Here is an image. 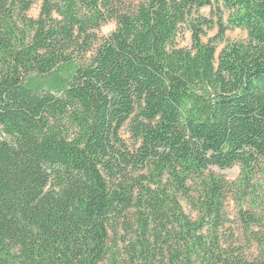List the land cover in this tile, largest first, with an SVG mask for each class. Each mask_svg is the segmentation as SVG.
Wrapping results in <instances>:
<instances>
[{
    "label": "trees",
    "instance_id": "trees-1",
    "mask_svg": "<svg viewBox=\"0 0 264 264\" xmlns=\"http://www.w3.org/2000/svg\"><path fill=\"white\" fill-rule=\"evenodd\" d=\"M34 1L0 0V264H264L210 172L264 166V0L219 1L216 61L210 0Z\"/></svg>",
    "mask_w": 264,
    "mask_h": 264
},
{
    "label": "rangeland",
    "instance_id": "rangeland-1",
    "mask_svg": "<svg viewBox=\"0 0 264 264\" xmlns=\"http://www.w3.org/2000/svg\"><path fill=\"white\" fill-rule=\"evenodd\" d=\"M211 5L202 8L198 11V15L202 16L206 20L211 22V28H204L203 34L201 35V41L203 43L211 42L215 47V61L222 50V48L227 43L244 41L246 39V33L241 29H228L225 31L222 37L220 34V17L222 16V7L219 3L220 0H210ZM41 0L34 1L33 6L28 12L30 18H36L39 13V7ZM221 25H225V18L221 22ZM115 28L114 23L110 22L96 31V35L99 39L106 37ZM175 43L180 48H191V33L186 28L183 27ZM121 136L125 142L130 145L131 141L126 130L121 131ZM215 176L223 178L232 188V191L226 195L224 202V211L229 220L228 227L234 236L241 238L242 243L245 241L244 230L240 221L239 212H258L260 209L264 208V166H260L256 169V173L252 179L244 185L239 183L240 170L237 166L226 170L210 169ZM184 211L191 215L192 218L195 217L194 213H190V210L183 204ZM255 245H253V250ZM105 264H111L107 261Z\"/></svg>",
    "mask_w": 264,
    "mask_h": 264
}]
</instances>
